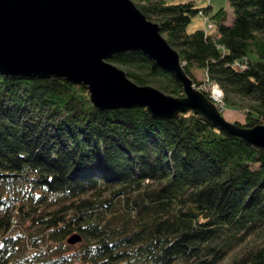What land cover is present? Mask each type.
<instances>
[{
    "label": "trees",
    "instance_id": "obj_1",
    "mask_svg": "<svg viewBox=\"0 0 264 264\" xmlns=\"http://www.w3.org/2000/svg\"><path fill=\"white\" fill-rule=\"evenodd\" d=\"M132 1L197 88L202 71L244 112L235 124L264 123V0H227L232 20L212 15V35L187 31L210 6ZM108 62L184 94L142 52ZM0 264H264V151L192 113L101 111L84 85L0 74Z\"/></svg>",
    "mask_w": 264,
    "mask_h": 264
},
{
    "label": "water",
    "instance_id": "obj_2",
    "mask_svg": "<svg viewBox=\"0 0 264 264\" xmlns=\"http://www.w3.org/2000/svg\"><path fill=\"white\" fill-rule=\"evenodd\" d=\"M126 52H142L173 74L183 96L137 86L108 62ZM0 74L84 85L101 111L144 108L164 121L192 113L264 151V123L246 128L227 121L212 99L195 88L159 25L148 21L131 0H0ZM81 241L74 234L67 244Z\"/></svg>",
    "mask_w": 264,
    "mask_h": 264
},
{
    "label": "rangeland",
    "instance_id": "obj_3",
    "mask_svg": "<svg viewBox=\"0 0 264 264\" xmlns=\"http://www.w3.org/2000/svg\"><path fill=\"white\" fill-rule=\"evenodd\" d=\"M132 1V0H131ZM171 3H187V2H193L194 6L196 8H206L210 6L212 8L210 15L208 16H200L196 15L190 22L187 31L188 33H192L196 30H202L206 31V26L208 23H210V17L217 13L220 10H224L228 14V21L230 22L232 20V12L231 8L229 6V3L227 0H169ZM133 2V1H132ZM134 3V2H133ZM135 4V3H134ZM209 34H215V30H209ZM118 67V66H117ZM119 69L123 70L122 68L118 67ZM196 81L198 82L199 88H197L195 85V88L198 91H203L207 93L212 99L213 103L216 105V107L220 110L222 116L229 122H243L244 118V112L243 111H234L225 108L223 104V92L215 85L208 84L206 82L205 76L202 71H195ZM194 84V83H193ZM214 89H217V91L220 93V98L218 100L213 99V91ZM239 101V100H238ZM246 103V102H243Z\"/></svg>",
    "mask_w": 264,
    "mask_h": 264
},
{
    "label": "bare ground",
    "instance_id": "obj_4",
    "mask_svg": "<svg viewBox=\"0 0 264 264\" xmlns=\"http://www.w3.org/2000/svg\"><path fill=\"white\" fill-rule=\"evenodd\" d=\"M220 98V93L217 91V89H214L213 91V99L218 100Z\"/></svg>",
    "mask_w": 264,
    "mask_h": 264
},
{
    "label": "built area",
    "instance_id": "obj_5",
    "mask_svg": "<svg viewBox=\"0 0 264 264\" xmlns=\"http://www.w3.org/2000/svg\"><path fill=\"white\" fill-rule=\"evenodd\" d=\"M214 29V25L212 23H208L207 26H206V31L205 32H208L209 30H213Z\"/></svg>",
    "mask_w": 264,
    "mask_h": 264
}]
</instances>
